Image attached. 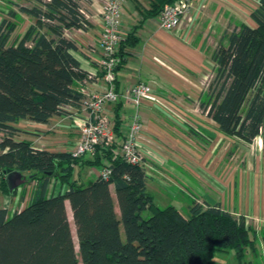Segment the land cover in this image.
Listing matches in <instances>:
<instances>
[{
	"label": "trees",
	"instance_id": "16d2710c",
	"mask_svg": "<svg viewBox=\"0 0 264 264\" xmlns=\"http://www.w3.org/2000/svg\"><path fill=\"white\" fill-rule=\"evenodd\" d=\"M29 1L35 5L11 2L0 22V190L17 193L9 190L7 172H20L27 179L24 188L35 184L24 210L10 216L0 209V264H213L218 254L232 250L243 259L256 238L244 217L221 204L193 201L189 217L176 206L156 204L145 160L132 165L120 154L126 138L123 99L113 107L115 142L98 146L95 155L76 157L17 139L24 134L17 127L22 122L47 125L70 115L68 109L71 116L81 110L82 88L101 73L100 67L95 77L83 69L75 55L79 47L67 35L90 29L84 13L90 0ZM128 1L141 20L119 43L117 70L140 44L139 29L148 21L160 22L165 8L180 0ZM251 20L254 26L241 23L212 52L213 80L200 99L201 110L220 132L250 144L264 130V0ZM78 168L108 169L110 179L86 182L76 178Z\"/></svg>",
	"mask_w": 264,
	"mask_h": 264
},
{
	"label": "crops",
	"instance_id": "0c3cea01",
	"mask_svg": "<svg viewBox=\"0 0 264 264\" xmlns=\"http://www.w3.org/2000/svg\"><path fill=\"white\" fill-rule=\"evenodd\" d=\"M192 1L193 7L180 29L166 31L161 28L158 19L145 37L140 36L139 31L146 24L139 29L138 35L141 37L142 47L136 50L139 44L129 51L131 55L127 57L128 61L123 67H127L130 59L139 63L132 78L124 76L121 79L120 72L123 67L117 70V89L123 93L136 84L144 83L152 87L156 95L154 99L143 102L139 110L145 126V130L139 136V147L143 151L147 166L149 192L155 199L159 197L163 200L166 197L167 201L171 197L175 198L179 193L187 194L192 202L221 204L223 209L244 217L247 227L253 229L256 237L255 248L248 250L253 254L249 256V259H252L259 254V249L264 252V182L261 180L264 177L259 172L260 176L257 172L256 176L253 174L256 183L252 186L242 185L238 195L237 192L233 193L231 210L225 208L222 201L225 195L221 196L208 181V168L202 152L207 142L202 141L201 137L202 132L208 134V125L219 132L220 130L217 123L201 110L199 102L206 94L205 80L209 72L213 71L212 52L223 37L233 32L241 23L254 26L251 14L260 6L262 0ZM104 4L105 0H90L86 3L84 13L89 18L90 29L67 33L79 47V52L75 55L81 61L83 69L92 74L99 73L101 48L98 36L103 28ZM125 5L130 8L129 11L131 10V13L128 11L131 19L127 23L122 22V29L130 33L135 25H131L130 22L141 16L135 12L133 4L128 0ZM84 62L89 66L84 65ZM89 86V88L105 90V83L102 80L94 81ZM123 103L124 130L127 135L135 108L124 99ZM113 107L114 104H110L106 110L112 119ZM68 111L70 115L53 118L47 125L20 123L17 127L24 134L19 135L17 139L31 141L38 149L70 152L80 140V131L76 129L77 125L71 117L72 109ZM54 122L62 123L59 125L63 130L61 133L68 139L63 140L60 133L44 135V131L50 130L48 126ZM63 145H67L66 151L62 149ZM84 170H90V173L95 175V179L101 174L97 169H79V177L86 182L88 180L82 177ZM34 188V183L26 188L21 186L15 195H6L0 190V209L8 210L10 216L24 210L32 199ZM111 189L114 193L113 186ZM63 190L65 191L66 188ZM209 190L217 197L215 195L212 197ZM255 263L256 261L249 262V264Z\"/></svg>",
	"mask_w": 264,
	"mask_h": 264
},
{
	"label": "built area",
	"instance_id": "2783aa9c",
	"mask_svg": "<svg viewBox=\"0 0 264 264\" xmlns=\"http://www.w3.org/2000/svg\"><path fill=\"white\" fill-rule=\"evenodd\" d=\"M123 3L124 0H105L102 12L103 28L98 36L101 48L99 56L101 76L98 75L95 80H102L105 83V90L89 88L90 84L82 88L85 95L82 108L71 116L80 131V140L71 153L76 157L85 154L95 155L98 146L107 147L115 142L114 123L106 110L108 105L124 99L133 105L135 112L131 116L128 134L121 144L120 154L127 163L137 165L144 161L143 151L139 147V136L145 130V126L139 110L143 102L154 99L156 95L152 87L144 83L136 84L123 93L118 92L116 52L121 40L128 35L122 29ZM192 7V0H180L174 5L167 6L161 15V28L169 32L180 29ZM110 175L111 171L105 169L101 171L99 177L109 180Z\"/></svg>",
	"mask_w": 264,
	"mask_h": 264
},
{
	"label": "rangeland",
	"instance_id": "374dc122",
	"mask_svg": "<svg viewBox=\"0 0 264 264\" xmlns=\"http://www.w3.org/2000/svg\"><path fill=\"white\" fill-rule=\"evenodd\" d=\"M11 2L14 4L18 3L20 5L29 6V7H33L35 5V2H31L29 0H0V22L1 20H3V18H6L8 16L7 13L12 8ZM124 6H123V11H122V22L127 23L131 19L130 14H129L131 10L129 11V9L128 8L126 9V7ZM140 20L141 18H137L135 19V21L130 22V23L131 25L138 24ZM156 21L157 20L148 21L146 23V26L142 30L139 31V35L142 37H145L146 34L149 32V30L152 27H154L153 25L156 23ZM31 22L32 21H29V20L26 21V23L23 24L20 30V33H24L28 25ZM141 47H142V44H140L136 48V50L140 49ZM84 63H85L84 65H87V67L89 66V64H87L86 62ZM138 63H139L138 61L130 59V63L127 65V67H123L121 69V72H120L121 79L124 76L128 78H132L134 75L135 67ZM212 80H213V72H209V76L205 80L207 81L205 83L206 90H208V86L210 85ZM61 124L62 123L57 124L56 122L50 124L48 126L50 130L44 131V135L49 134V133H54V134L60 133L62 135L61 132H63V130L59 126ZM76 129L78 130V128ZM207 131H208V134H205L204 132H202L203 135L201 137H202V141L207 142V146L205 149H202V152H204L203 156L205 157L207 168H208L207 169L209 173L208 181L210 183V186H212L214 189L220 192L221 196L222 194L225 195V199L222 200L223 204L226 206L225 207L226 209L231 210L232 204H233V201H232L233 193L237 192V195H238L239 189L240 187H242V185L248 186L250 184V186H252L253 183L255 184L256 182L255 180H253V177H254L253 174L255 175L256 172L258 175L260 173V175L264 177V130H263L262 136L258 137L257 140L252 144L245 143V142L238 140L237 138L227 136L219 132L213 126L208 125ZM194 132L199 133L196 130H194ZM62 137H63V140L68 139L64 135H62ZM188 137L191 139L190 136ZM66 146L63 145L62 149L64 150ZM74 149L75 147L70 152H73ZM82 173H83L82 177L86 178L88 181L95 179L94 178L95 175L93 173H90V170H84ZM79 174H80L79 169H76V178L79 177ZM203 174L205 176V173ZM261 180L264 182V179H261ZM188 181L192 183L191 180H188ZM58 189H59V185L56 184V190L58 191ZM203 191H205L204 188H203ZM113 194L115 197V193ZM209 194L212 197L214 195L215 197H217V195L210 190H209ZM191 200H192L191 197L188 196L187 194L179 193V195H177L175 198L171 197L170 200L168 201L166 197H164L163 200L160 199L159 197H156L155 202L161 208H167L169 206H176L177 208H179V210L182 212L184 216L189 217L190 216L189 209H190L191 202H192ZM115 204L118 210L117 200H115ZM68 215H69V220H70L71 227H72L74 242L76 244L77 251H78V240L76 236V228L74 225L73 214H72L71 209H69ZM121 235H122V240L125 241L126 238H125L123 228L121 230ZM250 255H253V254L252 252L248 251L247 255L243 259H238L235 251L232 250L227 253L218 254L215 257L213 264H249V262H252V261L254 262L256 261L255 264H264V252H262L260 249H259V254L256 255V257L249 259ZM78 258H79V254H78Z\"/></svg>",
	"mask_w": 264,
	"mask_h": 264
},
{
	"label": "water",
	"instance_id": "95a60500",
	"mask_svg": "<svg viewBox=\"0 0 264 264\" xmlns=\"http://www.w3.org/2000/svg\"><path fill=\"white\" fill-rule=\"evenodd\" d=\"M7 182L12 193L27 182V179L20 172H7Z\"/></svg>",
	"mask_w": 264,
	"mask_h": 264
}]
</instances>
